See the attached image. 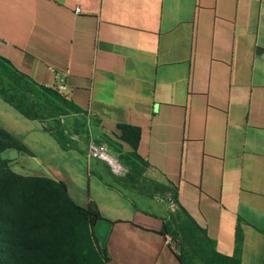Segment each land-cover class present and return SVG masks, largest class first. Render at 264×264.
<instances>
[{
	"label": "crops",
	"instance_id": "1",
	"mask_svg": "<svg viewBox=\"0 0 264 264\" xmlns=\"http://www.w3.org/2000/svg\"><path fill=\"white\" fill-rule=\"evenodd\" d=\"M0 58L85 119L89 134L62 144L0 95V127L31 152L1 158L95 203L114 223L104 264H181L166 207L122 178V155L175 190L219 253L264 264V0H0ZM121 126L139 128L136 147Z\"/></svg>",
	"mask_w": 264,
	"mask_h": 264
},
{
	"label": "trees",
	"instance_id": "2",
	"mask_svg": "<svg viewBox=\"0 0 264 264\" xmlns=\"http://www.w3.org/2000/svg\"><path fill=\"white\" fill-rule=\"evenodd\" d=\"M11 77L23 81L29 92L37 89L25 75L11 67L5 59L0 58V95L27 118L45 122L40 117L22 110V107L7 94L10 85L9 78L11 79ZM40 90L56 96L60 95L47 87H41ZM22 102L27 105L25 99ZM69 105L75 113H79L80 110L72 103ZM29 108L31 109V107ZM84 123L83 129L77 133L78 137L89 134L87 124ZM120 128L123 132L121 139L136 147L140 137L139 128L132 126H121ZM47 129L53 132L62 144L67 143V141H70L71 144L74 143L71 140L73 133L70 130L63 127L51 129L48 126ZM9 148L31 154L23 142L0 127V264H80V261L91 264L83 253V249L80 247L77 250L70 243L66 230L63 229L62 221L65 217L74 220L77 218L86 219L91 226L88 242L100 244L93 233L92 217L96 215L101 218L95 203L83 208L70 197L63 182L41 176H23L14 172L9 161L1 158V153ZM171 191L172 196L176 199L175 190ZM177 211L202 232L204 244L207 246V255L201 252L198 259L203 264H241L238 259L219 253L213 242L206 236L204 228L181 207ZM170 229L169 222L165 223L161 234L164 236L171 235L173 240H178L179 238L175 237ZM193 245L196 246V244ZM182 246L183 244L180 245L181 248ZM97 249V254L104 264L107 259V246L102 248L100 245ZM176 250L181 264H197L196 257L187 258L185 252L183 253L177 248Z\"/></svg>",
	"mask_w": 264,
	"mask_h": 264
},
{
	"label": "rangeland",
	"instance_id": "3",
	"mask_svg": "<svg viewBox=\"0 0 264 264\" xmlns=\"http://www.w3.org/2000/svg\"><path fill=\"white\" fill-rule=\"evenodd\" d=\"M6 75L10 77L8 73H6ZM9 83L10 85L7 94L12 97V100L21 106L22 110H26V112L28 111L32 115L43 119L49 128L58 129V127H63L66 130H70L73 133V137H77V133L83 129L82 126L85 124V119L82 116L77 115L62 96H56L40 89H35L33 92H29V90L25 88L23 81L14 77H11V79L9 78ZM23 99L26 100L27 105L22 102ZM29 107H31V109ZM120 162L127 167V172L125 176L122 177L125 181L134 185L139 191H144L152 196L155 195L156 199L166 207L169 216L168 222L171 226L170 232L173 233L175 237L177 236V238H179L178 240H173V237L169 235L174 246L177 249H180L181 252H185L187 258L196 257L197 264H203V262L198 259L201 252L207 255V246L204 244L203 235L201 234L202 232L196 229L185 217L182 216V214H180V212L177 211V209H170L168 204L169 195L165 194V191H167L168 188L150 176L142 173V171L138 169L137 162L134 160L132 161L131 158L126 159V157L122 155ZM105 163L109 169H111L110 165L107 162ZM113 174L115 175L114 172ZM115 176L121 177L122 175ZM50 194L53 195L51 192ZM62 225L63 229L66 230L70 243H72L77 250L81 247L83 253L87 256V259L91 264H102L103 261L97 254V247L100 246V244L97 245L94 242H88V235L91 226L86 219L77 218L74 220L65 217L62 221ZM182 244L183 246L181 248L180 245ZM193 244H196V246ZM79 263L86 264L83 261H80Z\"/></svg>",
	"mask_w": 264,
	"mask_h": 264
},
{
	"label": "built area",
	"instance_id": "4",
	"mask_svg": "<svg viewBox=\"0 0 264 264\" xmlns=\"http://www.w3.org/2000/svg\"><path fill=\"white\" fill-rule=\"evenodd\" d=\"M88 156L93 160H101L107 162L115 175H122L124 172L123 167L118 162L116 156L112 153L109 144L105 141H91L88 145ZM168 204L170 206V209L172 210L178 208V202L173 196L168 197ZM166 243L169 246L174 247L170 236H166Z\"/></svg>",
	"mask_w": 264,
	"mask_h": 264
},
{
	"label": "water",
	"instance_id": "5",
	"mask_svg": "<svg viewBox=\"0 0 264 264\" xmlns=\"http://www.w3.org/2000/svg\"><path fill=\"white\" fill-rule=\"evenodd\" d=\"M92 223L94 225V236L99 241L102 248L106 247L111 229L113 228L112 221L98 218V216L94 215L92 217Z\"/></svg>",
	"mask_w": 264,
	"mask_h": 264
}]
</instances>
